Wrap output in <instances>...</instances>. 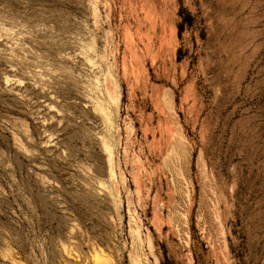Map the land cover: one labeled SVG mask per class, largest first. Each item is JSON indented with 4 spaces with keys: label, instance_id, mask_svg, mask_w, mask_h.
<instances>
[{
    "label": "rangeland",
    "instance_id": "1",
    "mask_svg": "<svg viewBox=\"0 0 264 264\" xmlns=\"http://www.w3.org/2000/svg\"><path fill=\"white\" fill-rule=\"evenodd\" d=\"M92 247L264 264V0H0V264Z\"/></svg>",
    "mask_w": 264,
    "mask_h": 264
},
{
    "label": "bare ground",
    "instance_id": "2",
    "mask_svg": "<svg viewBox=\"0 0 264 264\" xmlns=\"http://www.w3.org/2000/svg\"><path fill=\"white\" fill-rule=\"evenodd\" d=\"M67 252H68V250H67ZM65 255H66V253H65ZM73 256H75L74 253H73ZM112 263L113 262L110 259V257L108 255H106L104 252H102V250L97 249L95 247H92V249L90 251L89 263L88 264H112ZM136 264H140V263H136Z\"/></svg>",
    "mask_w": 264,
    "mask_h": 264
}]
</instances>
